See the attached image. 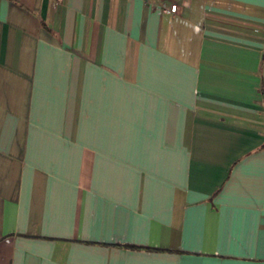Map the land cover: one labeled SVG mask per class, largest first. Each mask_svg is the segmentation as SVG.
<instances>
[{"label": "crops", "instance_id": "obj_1", "mask_svg": "<svg viewBox=\"0 0 264 264\" xmlns=\"http://www.w3.org/2000/svg\"><path fill=\"white\" fill-rule=\"evenodd\" d=\"M0 264H264V0H0Z\"/></svg>", "mask_w": 264, "mask_h": 264}, {"label": "built area", "instance_id": "obj_2", "mask_svg": "<svg viewBox=\"0 0 264 264\" xmlns=\"http://www.w3.org/2000/svg\"><path fill=\"white\" fill-rule=\"evenodd\" d=\"M177 9V4H172L168 11L175 12Z\"/></svg>", "mask_w": 264, "mask_h": 264}]
</instances>
